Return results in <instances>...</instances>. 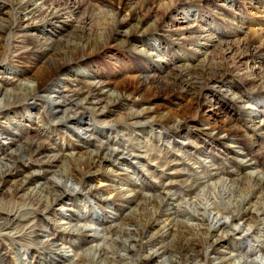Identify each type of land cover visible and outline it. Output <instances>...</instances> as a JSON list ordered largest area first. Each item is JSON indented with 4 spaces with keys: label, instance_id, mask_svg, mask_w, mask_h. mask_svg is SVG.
<instances>
[{
    "label": "bare ground",
    "instance_id": "bare-ground-1",
    "mask_svg": "<svg viewBox=\"0 0 264 264\" xmlns=\"http://www.w3.org/2000/svg\"><path fill=\"white\" fill-rule=\"evenodd\" d=\"M66 1L1 0L0 13L7 17L0 19V38L6 36L11 56L51 59L36 68L28 86L15 77L6 78V69H0L2 84L13 88L0 85V119L6 103L16 106L30 95L48 107L37 114V129L28 136L22 123L0 124L2 157L15 158L17 150L11 146L17 137L24 141L17 152L21 161L0 167V239L12 246L10 252L0 249V264L8 253L19 264H264V101L256 106L262 110H252L251 97L239 92L264 90V0H244L254 11L249 12L252 19L235 12L233 0L231 6L225 0H199L197 8L187 5L196 0H155L126 14L123 6L101 8L98 12L108 20L107 27L94 34L95 46L127 44L136 34L169 25L173 42L201 55L205 64L197 69L190 62L196 56H179L170 60L173 68L162 83L157 82V66L150 67L142 83L193 92L200 98L225 82L226 93L242 109V122L252 133L244 136L246 152L243 146L232 149L226 136L206 129H201L206 140L191 142L185 125L173 115L149 119L151 113L139 107L141 91L113 92L100 74L82 75L80 65L69 68L71 56L49 35L76 23L87 0L72 7ZM190 16L194 21L185 23ZM211 18L223 28L218 31ZM232 34L243 38L231 39ZM86 43L72 55L90 49ZM134 45L138 53H148L150 61L160 60L162 47L145 41ZM214 55H220L221 62L209 60ZM65 72L72 76L63 78ZM125 106L126 114L114 123L115 129L94 132L96 127L87 124H107L117 111L109 109ZM87 111L91 120L82 117ZM63 118L67 135L94 141L85 158L75 160L77 147L68 140L63 144L64 138L56 139L42 126L50 120L54 129ZM145 124H151L148 133L142 130ZM65 158L73 161L63 165L61 181L46 180ZM143 175L150 177L146 183ZM98 178L105 182L95 189L92 182ZM86 206L100 209L102 215L86 214ZM132 206L134 212L121 216Z\"/></svg>",
    "mask_w": 264,
    "mask_h": 264
},
{
    "label": "rangeland",
    "instance_id": "rangeland-1",
    "mask_svg": "<svg viewBox=\"0 0 264 264\" xmlns=\"http://www.w3.org/2000/svg\"><path fill=\"white\" fill-rule=\"evenodd\" d=\"M7 1V0H2ZM75 1V2H74ZM82 0H70L69 5L76 6L78 5ZM155 0H87L86 2H83V6L78 11V14H76V23H73L71 26H65L63 29H60L58 33L56 34H50L49 36L54 40V44L60 45L61 50L63 53H66L68 56H71V60L69 61V68H77L76 65H80V68L78 69L79 73L82 75L88 74H100L106 81L109 82V84L112 87L113 92H122V91H132L136 90L137 92L141 91L139 93L140 100L138 101L140 109L147 110L151 113L149 119L151 120H159L162 117H165V115H173L176 117V120L182 121L183 126L185 127V131L188 132V136L190 137L191 142L199 143L206 138L202 135L201 129H206L205 132L207 133H218L219 136H226L225 141L229 142V147H231L234 150H239L240 146H243V152H246L247 148V142L248 140H244V136L247 137V135L252 134L250 130H248V126L246 124H243L242 117L244 116L242 110L239 108L238 104L232 101V95L229 93H226L225 91V82L217 84L213 86L212 88H209L208 90L201 95L200 98L196 97V94L189 91H183L181 89H174L172 87L169 88H162L158 83H162L164 81V78H167L166 73L171 70L173 67L172 64H170V60L175 59L179 56H185V57H192L196 56L195 59H192L191 64L193 66H196L197 69L200 68L205 64L203 57L201 55H194L192 52H190V49L187 48V50L184 48H180V43L177 45V43H174L173 38L170 36V27L169 25H162L156 28L149 29V32L144 34H136L133 36L131 43H111L104 46H95L97 43V38H95L94 34L97 32L100 34L101 31L105 30L107 27L108 20L105 19L103 15H101L98 11L102 9H109L110 8H117V7H124L123 14H126L129 11L137 12L143 5L150 4L154 2ZM197 2H191L187 5H191L192 7L198 6V3L200 4L201 1L196 0ZM199 1V2H198ZM226 3L231 6L233 5L232 0H225ZM235 2V5L237 6L236 11L242 18L246 19H252L249 16V11L251 9H248L246 4L247 2L243 0V3L241 0H233ZM64 2H67L64 0ZM146 2V3H145ZM76 3V4H75ZM202 3V2H201ZM204 3V2H203ZM75 4V5H74ZM0 5H2L0 0ZM110 6V7H109ZM107 7V8H106ZM8 10V8H7ZM6 14L0 13V19L6 18ZM212 17V16H211ZM254 18V17H253ZM194 17L190 16L189 20H187L185 23H191L194 21ZM258 19L255 18L254 21H257ZM212 23L219 31L220 28L219 24H217V21L214 18H211ZM235 23H238L237 20H234ZM259 23V22H256ZM263 22H260L259 24H262ZM251 27L255 26V23L250 24ZM219 27V29H218ZM56 27L52 26V29L54 30ZM262 28L264 29V24H262ZM48 29V28H47ZM83 34H81V31H83ZM86 32V33H85ZM88 32V33H87ZM225 33V32H224ZM41 34V33H40ZM90 34V35H87ZM82 35V37H81ZM84 36V37H83ZM2 38V39H1ZM0 38V59L2 61L1 67L6 69V72L3 76L6 78H12L15 77L20 84L23 85H30L32 83L31 77L34 73H36V68H41L43 64L47 63L49 59H51V56L44 55V56H38L33 54V56H28L27 58H19L15 59L11 56V49L8 46V42L6 40V36H2ZM241 39L243 38L242 35H231V39ZM262 38H264V30H262ZM90 41H89V40ZM146 40H149V42H146ZM84 41H88L87 43L91 47L90 49H86L84 52L76 53L72 55V53L76 52L78 49L85 48ZM135 41H145L149 46L152 47V45L155 44V46L162 47V55L158 54L157 56H160V60H155V62L150 61L148 53L140 54L138 53L139 48H136L134 45ZM86 43V44H87ZM137 44V43H135ZM5 45V46H4ZM66 47V49H65ZM63 48V49H62ZM68 50V51H67ZM76 50V51H75ZM152 50V49H150ZM165 50V51H164ZM9 51V52H8ZM204 50L202 49V52ZM216 51V50H215ZM78 54V55H77ZM76 55V56H75ZM83 58V59H82ZM218 58H221L220 55L213 56L209 60H213L215 63L221 62ZM82 59V60H81ZM67 66V68H68ZM87 67L86 69L83 67ZM156 68L157 66V84H144L142 83L143 78H146L150 75V67ZM66 73V72H65ZM66 76H72L71 73L64 74L63 78ZM228 81L238 84V86H242L239 82L234 81L233 78L228 77ZM228 83V82H227ZM59 84V83H57ZM0 85L3 89H13L12 85L7 86L6 84H2L0 81ZM227 85V84H226ZM239 91V90H238ZM241 95L251 97L253 100L254 105H252V110H262V109H256V106L258 107V102L264 101V90L259 89H251V88H242L241 91H239ZM240 93H238L240 95ZM29 99H23L25 102L16 105V106H10L7 107V103L3 105V114L2 119H0V124L5 125L8 124L9 126H12L14 124L18 125V123H22L24 126H22V129H24V136H28L32 133H35L36 126L34 122L38 123L37 120V114L42 110H48L47 105L44 101L33 97L32 95L28 96ZM255 98V99H254ZM73 105V104H72ZM74 106V105H73ZM37 107V108H35ZM31 108V109H29ZM31 110V115L26 118L25 110ZM126 106L125 107H116L115 109H109V110H117L112 113L111 118L109 119V123L102 124L101 126L98 124H94V122H88V125H94L96 127V130H93L94 132H98L103 130H109V129H115L114 127L115 122L122 121V118L126 114ZM264 110V109H263ZM55 111V109H54ZM83 112V118L90 119L91 120V113ZM9 114L7 117L5 115ZM81 115V114H80ZM80 115H77V117H80ZM58 115H55V117H58ZM61 117V116H60ZM112 122H111V121ZM60 121V120H59ZM64 118L59 122L56 128H51L49 125H53V123L49 120L48 123L42 124L45 129L49 130L54 133L56 139L64 138L63 141L65 144V141L68 140L69 143L72 144L73 148L77 147L74 151L77 153L75 156V160L80 158H85L89 153H91L94 145L93 140H86L83 139L84 137H78L76 133H72V135H67L63 128L68 126L63 123ZM87 121V120H86ZM151 124H145L143 126L142 130H144L146 133L148 131L150 132L151 127H149ZM56 126V125H54ZM59 127V128H58ZM156 132V131H155ZM153 132L154 134H157ZM152 133V132H151ZM78 134V132H77ZM89 134H91V130L89 131ZM89 134H86V136H89ZM162 134H167V131H162ZM139 135V134H138ZM147 135V134H146ZM140 137V136H139ZM18 142H16L15 145L11 146V149L18 151V146L24 145L23 139L20 137L16 138ZM2 140V139H1ZM101 142V141H100ZM19 143V144H18ZM93 144V145H92ZM208 146V145H207ZM209 147V146H208ZM78 150V151H76ZM13 154L12 157L15 158H4L0 154V167L12 165L14 161H18V163L21 161L22 156H19L18 153ZM213 152L215 154H220L221 156L225 157V154L220 153L218 150L213 149ZM229 153V152H228ZM18 157V158H17ZM64 164H58L56 167H53L50 170V174L46 177V180H55V181H61L60 175L62 173L63 165L67 166L70 163H72L73 159L71 158H65L63 159ZM121 175L124 174V172H119ZM142 182L146 183L150 177L143 175ZM105 182V179L98 178L92 182V186L95 189H98L101 185H103ZM141 182V181H140ZM200 194V193H199ZM109 196V195H108ZM89 205V204H88ZM134 206H132L130 209L126 208L123 209L121 216H123L127 212H134L132 210ZM185 207L182 206V209ZM88 215L95 216V215H102V211L98 208H90L89 206H86L83 210ZM66 213V210L65 212ZM120 220V219H119ZM0 249L6 248L10 252L12 250V246L9 245V242H6L2 239H0ZM9 258L7 261H4L3 264H19L18 258H16L13 254L8 253ZM68 256L72 257L73 253H68ZM17 260V261H16Z\"/></svg>",
    "mask_w": 264,
    "mask_h": 264
}]
</instances>
